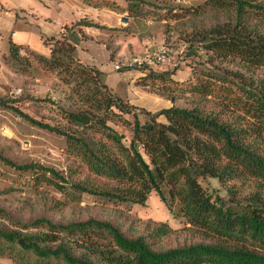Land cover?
Masks as SVG:
<instances>
[{
    "label": "trees",
    "instance_id": "1",
    "mask_svg": "<svg viewBox=\"0 0 264 264\" xmlns=\"http://www.w3.org/2000/svg\"><path fill=\"white\" fill-rule=\"evenodd\" d=\"M79 1L129 16L141 29L142 22H161L165 12L181 9L178 1L200 0H123L125 8L114 0ZM211 12L227 20L190 35L188 54L198 59L186 82L174 81L177 70H141L147 73L141 77L143 87L190 96L196 102L193 108L174 105L154 115L146 113L141 121L137 109L107 86L103 72L80 61L72 37L77 29L113 30L88 20L46 39L48 55L25 51L38 67L70 88L80 104V109L65 114L72 129L38 122L12 99H0V108L64 137L67 155L78 161L69 167L67 180L0 153L2 163L37 180L48 181L51 175L69 202H80L88 194L143 206L156 193L185 229L204 242L161 249L173 235L168 224H151L145 235L129 238L119 227L96 219L22 222L0 209V220L8 224L0 227V259L13 264H264V0H203L188 9L195 18ZM22 53L11 42L2 63L19 61ZM224 63H236L245 73L225 68ZM116 112L134 118L128 144L108 125L119 116ZM211 179L229 186L228 199L205 190L203 183Z\"/></svg>",
    "mask_w": 264,
    "mask_h": 264
},
{
    "label": "rangeland",
    "instance_id": "2",
    "mask_svg": "<svg viewBox=\"0 0 264 264\" xmlns=\"http://www.w3.org/2000/svg\"><path fill=\"white\" fill-rule=\"evenodd\" d=\"M114 1L125 8V1ZM202 1L192 3L178 1L177 5H180L181 9L173 13L165 12L162 14L164 20L161 22L151 20L142 22L141 29L137 28L138 22L129 16L87 6L83 11L75 13L77 18L70 24L88 20L116 28L118 32L124 34L119 45L131 53L130 58L140 56L149 50L167 48L170 51V62L151 71L155 74H166L177 70L173 75L174 81L184 83L191 77L190 66L198 59L193 54H188L190 35L198 29H208L218 22L227 20L214 12L200 18L192 17L188 9ZM95 35L99 37L97 32ZM33 47L40 50L37 45ZM29 53L24 51L19 61L6 59L9 60L7 65L1 63L0 99H12L15 107L38 122L63 130L72 129L71 124L65 119V114L80 109V104L75 100L70 88L54 75L38 67ZM199 53L204 55L202 51ZM130 58L124 57L121 60ZM222 66L244 72L243 67L236 63H224ZM107 71L108 74L105 76L107 86L125 103L137 109L135 112L141 121L146 119V113L154 115L174 105L190 109L196 104L194 99L187 95L173 96L164 93L158 87H143L141 77L147 73L141 70L113 72L110 68ZM133 121L132 115L119 114L118 117L112 118L108 125L124 135L128 144L131 131L129 125H132ZM159 121L164 122V119L161 118ZM0 153L18 163H32L45 171H53L66 180L69 179V167L71 165L76 167L78 164V161L67 155L64 137L33 127L4 108H0ZM39 173L44 175V172ZM46 178L48 181L37 180L35 175L15 171L0 161V209L22 222L46 218L54 223L68 224L96 219L119 227L129 238L145 235L151 224H168L173 230V235L160 244L161 249L204 242L197 234L185 229L181 218L172 214L156 193L151 194L143 206L118 203L88 194L83 195L82 200L76 203L69 202L59 193L56 187L57 180L49 174ZM75 178L83 179L80 175ZM203 187L210 194L214 193L225 200L228 199L229 186L217 180L206 181ZM7 226L6 222L0 220V227ZM0 264L13 263L7 259H0Z\"/></svg>",
    "mask_w": 264,
    "mask_h": 264
},
{
    "label": "crops",
    "instance_id": "3",
    "mask_svg": "<svg viewBox=\"0 0 264 264\" xmlns=\"http://www.w3.org/2000/svg\"><path fill=\"white\" fill-rule=\"evenodd\" d=\"M84 7L79 0H0V69L3 58L10 54L11 42L22 52L28 50L48 55L49 50L44 41L64 34L66 27L80 22L70 24L77 18L75 13L83 11ZM107 27L113 30L83 28L77 29L72 36L77 43L80 61L97 67L105 75L108 69L112 71L113 63L124 57L130 58L131 54L119 45L124 34L116 28ZM33 45H37L40 50H35Z\"/></svg>",
    "mask_w": 264,
    "mask_h": 264
},
{
    "label": "built area",
    "instance_id": "4",
    "mask_svg": "<svg viewBox=\"0 0 264 264\" xmlns=\"http://www.w3.org/2000/svg\"><path fill=\"white\" fill-rule=\"evenodd\" d=\"M170 62V51L161 48L157 51H147L140 56L121 60L112 64L113 72L150 70Z\"/></svg>",
    "mask_w": 264,
    "mask_h": 264
}]
</instances>
